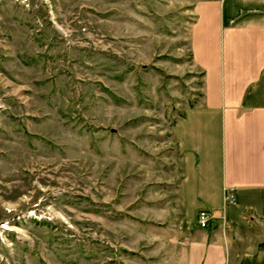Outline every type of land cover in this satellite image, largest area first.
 <instances>
[{"label": "rangeland", "instance_id": "obj_1", "mask_svg": "<svg viewBox=\"0 0 264 264\" xmlns=\"http://www.w3.org/2000/svg\"><path fill=\"white\" fill-rule=\"evenodd\" d=\"M0 0V264H164L200 3Z\"/></svg>", "mask_w": 264, "mask_h": 264}, {"label": "crops", "instance_id": "obj_2", "mask_svg": "<svg viewBox=\"0 0 264 264\" xmlns=\"http://www.w3.org/2000/svg\"><path fill=\"white\" fill-rule=\"evenodd\" d=\"M203 101L173 126L181 225L164 264H264V0L198 4ZM200 211L211 218L198 223Z\"/></svg>", "mask_w": 264, "mask_h": 264}, {"label": "built area", "instance_id": "obj_3", "mask_svg": "<svg viewBox=\"0 0 264 264\" xmlns=\"http://www.w3.org/2000/svg\"><path fill=\"white\" fill-rule=\"evenodd\" d=\"M211 214L208 211H200L198 214V223L201 227H206Z\"/></svg>", "mask_w": 264, "mask_h": 264}]
</instances>
